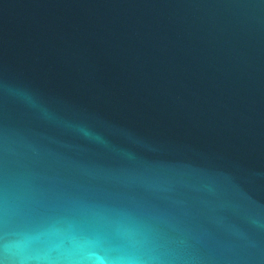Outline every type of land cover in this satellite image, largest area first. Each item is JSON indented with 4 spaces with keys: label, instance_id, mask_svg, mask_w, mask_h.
Instances as JSON below:
<instances>
[{
    "label": "water",
    "instance_id": "water-1",
    "mask_svg": "<svg viewBox=\"0 0 264 264\" xmlns=\"http://www.w3.org/2000/svg\"><path fill=\"white\" fill-rule=\"evenodd\" d=\"M2 264H264V0H0Z\"/></svg>",
    "mask_w": 264,
    "mask_h": 264
},
{
    "label": "snow or ice",
    "instance_id": "snow-or-ice-1",
    "mask_svg": "<svg viewBox=\"0 0 264 264\" xmlns=\"http://www.w3.org/2000/svg\"><path fill=\"white\" fill-rule=\"evenodd\" d=\"M0 264H2V262H0Z\"/></svg>",
    "mask_w": 264,
    "mask_h": 264
}]
</instances>
